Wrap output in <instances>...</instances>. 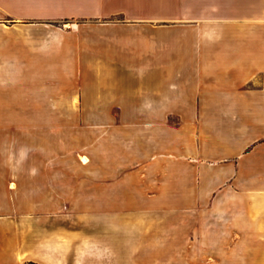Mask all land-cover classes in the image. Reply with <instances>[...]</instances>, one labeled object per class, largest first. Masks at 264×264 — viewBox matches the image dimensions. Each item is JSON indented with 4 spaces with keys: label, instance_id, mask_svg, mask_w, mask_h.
<instances>
[{
    "label": "crops",
    "instance_id": "1",
    "mask_svg": "<svg viewBox=\"0 0 264 264\" xmlns=\"http://www.w3.org/2000/svg\"><path fill=\"white\" fill-rule=\"evenodd\" d=\"M30 263L264 264V0H0V264Z\"/></svg>",
    "mask_w": 264,
    "mask_h": 264
},
{
    "label": "rangeland",
    "instance_id": "2",
    "mask_svg": "<svg viewBox=\"0 0 264 264\" xmlns=\"http://www.w3.org/2000/svg\"><path fill=\"white\" fill-rule=\"evenodd\" d=\"M158 42V41H157ZM154 43H152V46H153ZM147 46L150 47V45L147 43ZM47 106H43V107H39L42 112H46L47 111ZM29 111V108L24 104L22 106V113L23 114H27L26 112ZM24 124H31V123H24ZM40 125H43V124H48V123H38ZM49 124H54L55 126H67V127H70L69 128V134H67L66 136H68L72 141L75 140V138H78L80 137V128L79 126H90V125H94L95 123H76V122H67V123H49ZM84 135V134H83ZM70 154L68 156V158L66 159L67 161H70L71 163H75L77 161V153H75V149H74V145L71 144L70 148ZM55 158L58 156V155H54ZM39 157V161L40 162H46L48 160H53V159H48L47 156L45 154H40L38 155ZM29 158V154L27 153V150L24 148V162L27 161ZM57 160V159H56ZM70 173H71V177H77L78 176V171L75 170V169H72L70 170Z\"/></svg>",
    "mask_w": 264,
    "mask_h": 264
},
{
    "label": "trees",
    "instance_id": "3",
    "mask_svg": "<svg viewBox=\"0 0 264 264\" xmlns=\"http://www.w3.org/2000/svg\"><path fill=\"white\" fill-rule=\"evenodd\" d=\"M30 264H34V263H30Z\"/></svg>",
    "mask_w": 264,
    "mask_h": 264
}]
</instances>
